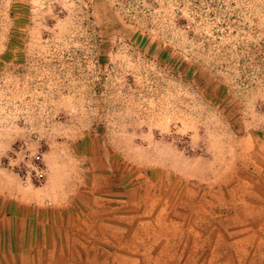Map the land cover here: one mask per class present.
<instances>
[{"label":"rangeland","instance_id":"374dc122","mask_svg":"<svg viewBox=\"0 0 264 264\" xmlns=\"http://www.w3.org/2000/svg\"><path fill=\"white\" fill-rule=\"evenodd\" d=\"M0 264H264V0H0Z\"/></svg>","mask_w":264,"mask_h":264}]
</instances>
